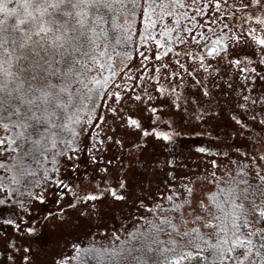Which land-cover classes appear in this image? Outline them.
<instances>
[{"label":"rangeland","instance_id":"obj_1","mask_svg":"<svg viewBox=\"0 0 264 264\" xmlns=\"http://www.w3.org/2000/svg\"><path fill=\"white\" fill-rule=\"evenodd\" d=\"M152 2L153 27L138 14L111 30L104 68L97 63L93 71L108 86L85 95L91 108L80 113L78 147L48 149L47 160L37 154L34 175L20 184L0 169V264H59L64 257L78 264L73 244L119 245L147 226L140 217L184 214L192 222L217 184L242 189L264 174V45L255 40L264 38V26L250 18L259 8L251 0ZM90 115L104 119L87 123ZM0 149V160L11 164L7 145ZM88 193L103 195L85 199Z\"/></svg>","mask_w":264,"mask_h":264},{"label":"snow or ice","instance_id":"obj_2","mask_svg":"<svg viewBox=\"0 0 264 264\" xmlns=\"http://www.w3.org/2000/svg\"><path fill=\"white\" fill-rule=\"evenodd\" d=\"M251 3L260 15L250 18L264 26V3ZM155 7L152 0H0V130L4 133L0 145H7L12 162L0 160V169L11 173V183L20 184L34 175L32 163L40 162L37 154L47 160L48 149L63 146L72 151L78 147L83 123L80 113L85 111L80 102L98 86H108V80L97 79L93 71L97 63L104 68L99 61L111 47V30L122 29V19L130 24L128 18L138 14L145 25L153 27L150 17ZM255 40L264 45V38L257 36ZM220 45L224 46L223 40ZM216 51L215 47L209 49L210 54ZM114 95L119 98L121 93ZM93 118L104 119L90 115L87 123ZM129 119L138 126L136 120ZM156 135L170 138L166 133ZM51 158L55 162V157ZM260 171L264 173V169ZM244 183L242 190L217 184L208 193V202L199 203L204 215L194 216L191 226L184 214L160 216L158 221L140 217L147 226L128 232L119 245L97 248L73 244V259L78 264H89V259L96 264H264V227H254L250 221L256 215L257 222L264 224V175L254 184ZM4 187L0 181V188ZM184 187L190 197L192 189ZM109 191L118 196L116 189ZM99 195L103 193H88L85 199L95 200ZM166 199L171 202L173 197ZM171 207L181 209L182 205L172 203ZM201 221L206 230H202ZM59 264H69V258L64 257Z\"/></svg>","mask_w":264,"mask_h":264},{"label":"trees","instance_id":"obj_3","mask_svg":"<svg viewBox=\"0 0 264 264\" xmlns=\"http://www.w3.org/2000/svg\"><path fill=\"white\" fill-rule=\"evenodd\" d=\"M84 103L85 104H81V106L86 110H89L91 107L90 106H88V105H86V103H87V100H84ZM91 103H92V100H91ZM262 175H264V174H262ZM260 176V174L259 175H257V178L256 179H253V180H251V181H247V183L248 184H254V183H256L257 181H258V177ZM256 180V181H255ZM252 181H253V183H252ZM242 186H244V188L246 187V184L245 183H243L242 184ZM244 188H242V189H244ZM241 189V190H242ZM245 206L247 207V201H245ZM172 218H175V217H172ZM188 220V219H187ZM250 221H252L253 222V224H254V227H264V224H260V223H258L257 222V216L256 215H254V216H252V217H250ZM178 222V221H177ZM202 222V221H201ZM201 222H200V224H201ZM189 225L191 226L192 225V222H189ZM202 228V227H201ZM202 230H206V229H204V228H202ZM90 262H92V263H89V264H96V262L95 261H93V260H91L90 259ZM105 264H107V261H105Z\"/></svg>","mask_w":264,"mask_h":264},{"label":"water","instance_id":"obj_4","mask_svg":"<svg viewBox=\"0 0 264 264\" xmlns=\"http://www.w3.org/2000/svg\"><path fill=\"white\" fill-rule=\"evenodd\" d=\"M212 48H214V47H212ZM211 49V48H210Z\"/></svg>","mask_w":264,"mask_h":264}]
</instances>
